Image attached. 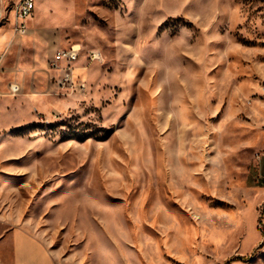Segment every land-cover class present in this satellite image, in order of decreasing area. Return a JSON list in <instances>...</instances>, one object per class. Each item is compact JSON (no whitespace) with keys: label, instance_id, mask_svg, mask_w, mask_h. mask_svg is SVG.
Returning <instances> with one entry per match:
<instances>
[{"label":"rangeland","instance_id":"1","mask_svg":"<svg viewBox=\"0 0 264 264\" xmlns=\"http://www.w3.org/2000/svg\"><path fill=\"white\" fill-rule=\"evenodd\" d=\"M35 4L0 21V264L14 224L56 264H264V0Z\"/></svg>","mask_w":264,"mask_h":264},{"label":"built area","instance_id":"2","mask_svg":"<svg viewBox=\"0 0 264 264\" xmlns=\"http://www.w3.org/2000/svg\"><path fill=\"white\" fill-rule=\"evenodd\" d=\"M36 0H16L9 8L8 15L0 16V21L9 20V14L13 13V29L17 34L24 35L28 31L27 19L32 14L35 8ZM80 48L77 45H72L70 48L57 49L50 59V67H57L58 64L64 62L62 70L64 79L71 81V73L73 70L72 63L77 60ZM10 90L13 93L19 91V86L12 84Z\"/></svg>","mask_w":264,"mask_h":264},{"label":"crops","instance_id":"3","mask_svg":"<svg viewBox=\"0 0 264 264\" xmlns=\"http://www.w3.org/2000/svg\"><path fill=\"white\" fill-rule=\"evenodd\" d=\"M1 13L0 10V15ZM10 230L12 264H56L47 247L42 241L33 236L26 225L14 224L11 226Z\"/></svg>","mask_w":264,"mask_h":264},{"label":"bare ground","instance_id":"4","mask_svg":"<svg viewBox=\"0 0 264 264\" xmlns=\"http://www.w3.org/2000/svg\"><path fill=\"white\" fill-rule=\"evenodd\" d=\"M6 37V34H0V40L2 39V38H5ZM75 69V68H74ZM74 69H73V73H74ZM73 80H74V77H73Z\"/></svg>","mask_w":264,"mask_h":264}]
</instances>
